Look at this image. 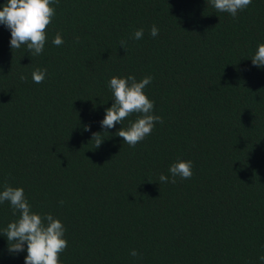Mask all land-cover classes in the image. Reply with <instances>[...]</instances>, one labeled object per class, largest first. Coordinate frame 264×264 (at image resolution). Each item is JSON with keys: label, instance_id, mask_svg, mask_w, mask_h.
I'll return each mask as SVG.
<instances>
[{"label": "trees", "instance_id": "obj_1", "mask_svg": "<svg viewBox=\"0 0 264 264\" xmlns=\"http://www.w3.org/2000/svg\"><path fill=\"white\" fill-rule=\"evenodd\" d=\"M50 6L39 56L12 50L0 24V191L23 187L34 211L61 219L62 264H264V67L251 60L264 43V0L235 18L206 0ZM36 68L48 70L39 84ZM128 75L153 77L145 92L163 123L133 148L115 135L133 114L96 149L115 102L108 83ZM179 159L193 161L192 178L160 183ZM18 215L0 203V232ZM26 256V244L10 253L0 235V264Z\"/></svg>", "mask_w": 264, "mask_h": 264}, {"label": "clouds", "instance_id": "obj_2", "mask_svg": "<svg viewBox=\"0 0 264 264\" xmlns=\"http://www.w3.org/2000/svg\"><path fill=\"white\" fill-rule=\"evenodd\" d=\"M206 2H210L218 12L228 13L235 18L238 12L251 4L252 0H206ZM57 3L58 0H7L0 10V24L11 30L12 50L26 46L31 56L43 53L47 42L46 29L56 16V8L50 5ZM158 34L159 29L153 25L150 35L156 37ZM143 35L144 29L140 28L133 33V38L139 40ZM52 43L55 46L63 45L62 34L57 32ZM120 43L126 51L127 41L122 40ZM251 60L253 65L264 67V43L258 45ZM47 72V68H36L32 72V80L37 84L42 83L47 77ZM20 80L26 81L27 76L21 75ZM152 80V76H145L137 81L134 75L113 76L110 79L108 86L115 102L106 109V115L100 122L104 131L93 133L91 141H95L96 149L105 140L103 133H108L107 130L114 128L118 123L123 125V121L133 114L137 117L135 121H130L127 128L123 126L115 133L133 148L152 133L158 122L163 123L162 117L154 114L155 101L145 92ZM85 130L90 128L86 127ZM168 171L171 173V179L162 173L159 176L160 183H176V177L191 179L193 161L179 159ZM6 201L10 203L13 215L19 214L0 232V235L7 238L9 252H23L26 244L25 264H62L60 254L66 251L68 240L65 235L67 230L61 219L51 213L34 211L23 187L5 185L4 190L0 191V203ZM130 255L137 257L139 253L134 249ZM259 260L264 262V255L260 256Z\"/></svg>", "mask_w": 264, "mask_h": 264}]
</instances>
